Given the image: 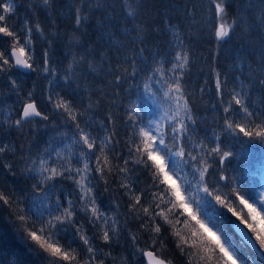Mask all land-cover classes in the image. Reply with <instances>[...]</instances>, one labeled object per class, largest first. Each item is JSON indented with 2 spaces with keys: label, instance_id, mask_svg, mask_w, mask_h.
I'll return each instance as SVG.
<instances>
[{
  "label": "snow or ice",
  "instance_id": "snow-or-ice-1",
  "mask_svg": "<svg viewBox=\"0 0 264 264\" xmlns=\"http://www.w3.org/2000/svg\"><path fill=\"white\" fill-rule=\"evenodd\" d=\"M233 3L200 0L196 5L190 0L177 24L165 12L163 22L172 36L165 46L152 42L153 33L160 31L155 26L160 13L146 0H70L64 7L73 25L71 61L61 70L50 53L60 36L57 18L64 15L58 0H42L43 9L29 0L32 15L22 19L15 0H0V133L14 130L23 141L0 139V168L31 182L19 191L0 187V202L19 207L16 219L26 225L24 238L48 264H107L109 259L115 264L112 252L105 249L121 241L127 255L120 264H172L164 256L165 232L186 257L185 264H249L226 227L222 209L238 221L231 228L241 242L258 245L264 256V196L258 207L233 186L235 180L225 167L234 153L222 140L227 134L233 141L240 137L241 143L247 138L264 144V0H247L235 14ZM41 11L50 29L47 36ZM117 21L124 27L118 28ZM195 25L212 37L217 54L222 42L233 37L243 42L229 69L211 67L209 79L189 90L188 32ZM90 27L96 29L97 40L107 35L108 42L72 52L71 36L78 32L90 39ZM113 28L124 40H112ZM34 33L46 42L38 53ZM17 69L44 78L48 87L41 92L49 111L40 108L35 84L24 91ZM83 69L111 89L109 111L102 117L100 106L109 93L90 90ZM60 81L65 87L75 85L72 98L53 90ZM141 86L158 114L146 118L137 106L126 108L120 118L125 135L120 137L118 117L111 111L117 90L130 93ZM9 94L21 101L19 109L3 106ZM201 110L215 113L211 136L207 129L205 136L199 135L200 125L206 123ZM40 125L53 134L46 147L34 150L31 141ZM11 157L18 160L8 162ZM144 170L151 183L140 187L138 172ZM101 181L104 193H114L112 215L97 202ZM69 232L71 238L62 243ZM143 233H148L147 240Z\"/></svg>",
  "mask_w": 264,
  "mask_h": 264
},
{
  "label": "trees",
  "instance_id": "trees-1",
  "mask_svg": "<svg viewBox=\"0 0 264 264\" xmlns=\"http://www.w3.org/2000/svg\"><path fill=\"white\" fill-rule=\"evenodd\" d=\"M38 7L43 9L42 0H32ZM70 0H58V7L60 10L65 9L64 7ZM149 5H155L156 9L159 10L160 15L157 17L156 27L160 28L158 33H153V43L165 45L166 42L171 40V32L167 30V26L163 22L164 13L168 12L170 14V22L172 24L181 23L183 6L190 2V0H146ZM239 0H234L232 6L233 9L237 6ZM15 3L20 5L17 10V16L19 18H24L25 15L31 17L32 13L27 8L29 0H15ZM191 3L199 5L200 0H191ZM120 15H123L122 10H119ZM41 23L44 27L45 36H47L50 31L48 28L46 13L41 11L39 13ZM181 19H177V17ZM199 16V14H198ZM96 21H90V24L95 25ZM118 28H123L124 24L117 21ZM57 26L60 33V36L54 40L50 53L54 62L58 64L60 69L66 66L68 62L71 61V55L66 54L67 41L70 39L69 34L73 33L72 25L69 26L66 24V20L57 18ZM118 28H113L112 32L115 33V36L112 38L113 41L124 40V36L118 31ZM185 29L182 28V32ZM51 31H56L52 29ZM90 39H85L80 37L79 33H75L71 36L72 41V52H82L83 47L91 46L96 48L97 44H106L108 42V37H105L101 40H97V31L94 27L88 29ZM35 48L37 53L39 50L45 46L46 43L39 42V35L35 34ZM190 37V65H189V90L192 88H198L204 83L205 80L209 79V71L211 67H215L218 70L225 71L233 65V61L237 52L239 51V45L243 42L237 37H233L230 41L222 42V46L219 48L217 54V47L212 37L208 35L207 31H202L200 25H195L188 32ZM79 41V42H77ZM3 42L0 41V44ZM69 48V47H68ZM67 56V59L65 57ZM246 68V65H241ZM18 74H22L24 80V91L30 90L35 84V87L38 86L39 94L35 92V97L39 101L38 96L42 94L41 89L47 88L48 85L44 78L41 76L35 78V73H23L19 70H16ZM84 75L87 77L86 83L89 86L90 90H103L109 93L107 100L104 104L100 106L101 117L105 112L109 111V102L112 100L111 89L106 86L105 83H101V77L96 76V74L91 73L87 69H83ZM17 79H20V75L17 76ZM75 89V85L65 87L63 81H60L58 85L53 86L54 91H60L61 94H65L68 98H72V92ZM37 89L35 88V91ZM6 91V89H5ZM119 95L115 99V104L112 105L111 111L116 113L117 119V129L119 131L120 137L125 135V127L121 122V119L126 108H131L137 106L141 113L146 118H153L158 114L157 106L154 103L153 98L143 91V88L139 90L132 89L130 93L117 90ZM96 97H93L95 100ZM207 99V97H205ZM255 99V97H254ZM79 103V100L77 99ZM85 103L87 99L85 98ZM21 101L17 99L15 95H6L3 98V106L7 109L11 106L14 109L20 108ZM39 106L44 111H49V106L44 102L39 101ZM197 106L202 108L200 102L197 101ZM51 114V113H50ZM215 113L205 112L201 110L199 116L203 117L206 120V123L200 125L199 135L201 137L205 136V129H207V135L211 136V128L213 125V117ZM97 117V119L101 118ZM38 120V119H37ZM218 132L219 128L216 129ZM63 131V129H61ZM53 133L49 129H40L35 134V139L31 141L33 149H42L47 146V141ZM20 133L14 130H10L8 133H0V139H3L5 142H11L13 144L22 143L23 141L19 139ZM242 137V134H241ZM240 137H237L235 141L227 134L222 136L225 146L230 149L234 155L230 157L226 163L225 173L234 178L235 184L234 187L239 188L246 198L251 199L255 196L256 189L260 186V174L264 169V144L259 141L249 142L247 138H243V143L240 142ZM57 147H61L57 145ZM18 160V157H11L8 162H15ZM18 167H22L19 165ZM140 177V187H144L146 184L151 183V178L146 174V170L138 172ZM25 183L30 184L31 182H26L23 177L17 176L12 177L9 175L3 168H0V187H3L9 191L15 189L19 191V188ZM101 187L96 189L99 193L97 197V202L101 206L102 211H107L109 215H112V209L114 205L111 204L112 196L114 193H104L103 192V181L100 182ZM220 191L223 194H227L226 188H221ZM123 200L126 201L127 197H123ZM238 204V202H237ZM8 206V207H7ZM8 209L9 219L1 223L0 218V264H48V261L41 257L39 253L35 250V246L31 245L30 241L24 238V233L22 228L26 225H20L19 221L16 219V216L19 212V207L9 206L0 202L1 208ZM124 208H121V213H123ZM223 212V220L225 221L226 227L229 228L230 234L234 236L235 243L239 249L240 254L245 257L249 264L251 263L250 259L254 264H264L259 258L256 257L255 252L246 244L242 243L241 239L237 234L232 230V223L235 221V218L231 216L230 213H227L226 209L221 210ZM86 228H90V225L85 224ZM91 235V231L88 233ZM165 236H168L166 241L168 245V251L164 253V256L172 261V264H185L186 257L182 256L180 252L176 249L173 238L169 235L168 232L164 233ZM148 233H143V239L147 240ZM71 238V233L64 234V240L62 243H67ZM123 241L121 245H114L111 249H105V251H111L112 257H115V264H120V258L126 256L127 253L124 249ZM75 246V245H73ZM107 264H112V260L109 259Z\"/></svg>",
  "mask_w": 264,
  "mask_h": 264
},
{
  "label": "rangeland",
  "instance_id": "rangeland-1",
  "mask_svg": "<svg viewBox=\"0 0 264 264\" xmlns=\"http://www.w3.org/2000/svg\"><path fill=\"white\" fill-rule=\"evenodd\" d=\"M247 2V0H239V3H240V5L241 4H245ZM28 8V7H27ZM61 12H63L65 15H68L67 14V11H66V8L65 9H63V10H61ZM43 25V24H42ZM48 34V33H47ZM42 42V43H46L45 42V40L43 39V38H40L39 37V42ZM69 41V40H68ZM68 41H67V45H68ZM72 41H73V39H72ZM66 54H69V48L68 47H66V52H65ZM37 90L35 91L37 94H39L40 92H39V90L38 89H40V88H38V86L37 87H35ZM39 99V98H38ZM40 100V99H39ZM44 102V104L46 103L45 102V100L43 101ZM154 118V117H153ZM32 128H36L37 127V125H32L31 126ZM40 129H45L42 125H40L39 127H38V131L40 130ZM30 129H29V126H26L25 127V132H28ZM37 133V132H36ZM35 133V134H36ZM260 178H261V184H260V186H259V188H257L256 190L257 191H255V196L254 197H252L251 199H250V202H252V203H255L258 207L260 206V204H259V201H260V199H261V197L262 196H264V171L261 173V175H260ZM250 234V233H249ZM251 235V234H250ZM250 261H251V263L250 264H254L253 262H252V259H250Z\"/></svg>",
  "mask_w": 264,
  "mask_h": 264
},
{
  "label": "bare ground",
  "instance_id": "bare-ground-1",
  "mask_svg": "<svg viewBox=\"0 0 264 264\" xmlns=\"http://www.w3.org/2000/svg\"><path fill=\"white\" fill-rule=\"evenodd\" d=\"M238 5H240L239 2L237 3V6H238ZM237 6L234 7V9H233V14H235V11H236ZM241 11H243L242 8H241ZM59 18H61V19H63V20H66V24H67V25H69V26L72 25L71 19H70V17H69L68 15H65V14H64V15L60 16ZM72 27H73V25H72ZM34 77L37 78V75H34ZM37 79H38V78H37ZM38 98L40 99V100H39L40 102H43V101H44V99H43V95H42V94L39 95ZM7 207H8V206H7ZM7 207H5V208H1V210H0L1 223H2L3 221H4V222L7 221V220L9 219V217H10V215H9V211H8V209H6Z\"/></svg>",
  "mask_w": 264,
  "mask_h": 264
},
{
  "label": "water",
  "instance_id": "water-1",
  "mask_svg": "<svg viewBox=\"0 0 264 264\" xmlns=\"http://www.w3.org/2000/svg\"><path fill=\"white\" fill-rule=\"evenodd\" d=\"M17 70L24 72V73H27V72H25V70H22V69H17ZM234 224H238V222H235ZM240 228L244 232H247L246 229H243V226H240ZM238 235H239V233H238ZM248 236H250L249 233H248ZM245 242L256 252L257 256L264 261V256L261 255V251L259 250V247L257 245H255L254 243H252L251 241H245Z\"/></svg>",
  "mask_w": 264,
  "mask_h": 264
}]
</instances>
